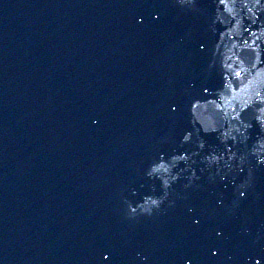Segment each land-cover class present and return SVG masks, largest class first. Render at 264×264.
Listing matches in <instances>:
<instances>
[{"label":"water","instance_id":"95a60500","mask_svg":"<svg viewBox=\"0 0 264 264\" xmlns=\"http://www.w3.org/2000/svg\"><path fill=\"white\" fill-rule=\"evenodd\" d=\"M197 5L0 0L2 264H140L137 253L145 264H264V165L248 155L241 173L220 134L205 133L191 113L194 100L224 88L220 61L232 43L244 75L223 103L239 109L264 86V54L253 67L244 40L256 37L243 30L259 29L264 13L253 24L241 0L221 6L233 25L242 21L235 42L221 41L218 0ZM256 43L264 53V37ZM252 116L251 108L242 114L253 124L247 145L228 142L240 155L264 137ZM188 131L193 139L183 143ZM213 150L225 153L220 166L204 162ZM185 151L192 159L177 169L174 203L129 219L126 200L163 192L146 175L151 164ZM193 169L198 179L186 187ZM249 169L251 187L239 199L236 184Z\"/></svg>","mask_w":264,"mask_h":264},{"label":"clouds","instance_id":"9594fccd","mask_svg":"<svg viewBox=\"0 0 264 264\" xmlns=\"http://www.w3.org/2000/svg\"><path fill=\"white\" fill-rule=\"evenodd\" d=\"M237 3L238 0H218L217 15L215 17L214 23H219L225 27V31L220 33L221 41L229 39L233 42L236 41V35L234 34L241 27V20H237L235 25L232 24L231 19H227L223 12L221 11V6L228 5L229 3ZM247 9V13L250 14L247 16V19L251 20L253 24L259 21L260 15L264 13V0H241ZM176 3L182 8L187 10H196L197 0H176ZM231 12V9H227ZM157 14V18H158ZM139 21L143 20V17L138 19ZM246 32H250L252 36L256 39L252 40V44L249 45L248 40H244V44L254 53L255 63L252 65L256 67L257 64L261 62L262 53L261 46L257 45L256 41L264 37V24L255 31L250 28L244 27L243 29ZM259 32V35H257ZM255 45V47H253ZM237 47L236 43H232L230 46H225L222 57L220 61V68L224 73L225 85L223 89L217 90L216 98L208 100H194L191 104V113L194 117L196 123L202 128L205 133L216 132L220 134V140L222 143L228 146V152L231 155L228 157L229 161L238 160L239 171L242 173L244 171L245 162L248 155L256 157L258 165H264V137H259L255 144L249 149L248 153L240 155L232 151L231 145L228 144L229 141L232 144H244L247 145L249 136V129L253 127L251 121H245L242 117V114L248 109H253L252 119L255 120L262 129H264V86L259 88L254 92V94L249 98V100L243 104L239 109L236 105H230L223 103L226 99V93L231 89L235 92L234 81L237 78H242L244 71L239 69L236 65V61L240 60V56L236 55L234 49ZM204 48V45H201V49ZM235 57V59L233 58ZM204 93L206 95H212L210 89L205 88ZM230 109V110H229ZM175 111V107H173ZM93 123H98L97 120H94ZM193 139V132L188 131L184 134L182 138L183 143H189ZM205 142L203 139H200L198 143V148L203 150L205 148ZM198 154V153H197ZM192 159V156L188 152L174 153L171 156H167L164 153H161L159 159L154 161L149 167L146 175L149 178H155L160 181V186L163 189V192L159 195L150 194L145 195L141 201L133 203L130 200H126V209L127 217L129 219H136L138 216H152L158 212L162 205L165 202H169L171 205L172 201H169L170 189L173 184L177 182L180 178V171H184L187 168V163ZM204 162L207 166L211 167L213 165L220 166L221 162L225 160L224 152H217L215 150L211 151L204 158ZM185 165V169L180 168L181 164ZM231 165L229 164V170H231ZM251 177L252 170L249 169L248 177L245 180H242L239 184H236V189L238 191L239 199H246L248 195L249 188L251 187ZM198 177L196 172L193 169L192 175L188 177L189 185L193 179ZM226 179V176H221V180ZM235 184V181H233ZM155 192V188H153ZM132 195H138L135 189L132 190ZM222 203V201H220ZM190 212L195 211V209H189ZM199 223V220L196 221ZM217 235H222L221 232H217ZM218 254V250H214L213 255ZM109 253H105V259L109 258ZM137 256L140 259V264H145L148 261V257L140 253H137ZM231 259V258H230ZM2 264V262H0ZM186 264H192L191 261H187Z\"/></svg>","mask_w":264,"mask_h":264},{"label":"snow or ice","instance_id":"6c2138e0","mask_svg":"<svg viewBox=\"0 0 264 264\" xmlns=\"http://www.w3.org/2000/svg\"><path fill=\"white\" fill-rule=\"evenodd\" d=\"M256 264H261V262L259 260L256 261Z\"/></svg>","mask_w":264,"mask_h":264}]
</instances>
